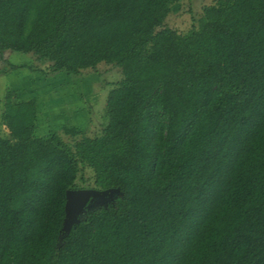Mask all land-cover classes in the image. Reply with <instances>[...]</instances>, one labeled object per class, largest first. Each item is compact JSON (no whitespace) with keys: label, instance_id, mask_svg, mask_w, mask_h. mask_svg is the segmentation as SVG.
I'll list each match as a JSON object with an SVG mask.
<instances>
[{"label":"trees","instance_id":"obj_1","mask_svg":"<svg viewBox=\"0 0 264 264\" xmlns=\"http://www.w3.org/2000/svg\"><path fill=\"white\" fill-rule=\"evenodd\" d=\"M182 1L0 0V75L122 72L73 145L8 90L0 264H264V0H216L186 33L165 25ZM83 188L118 194L66 232Z\"/></svg>","mask_w":264,"mask_h":264},{"label":"rangeland","instance_id":"obj_2","mask_svg":"<svg viewBox=\"0 0 264 264\" xmlns=\"http://www.w3.org/2000/svg\"><path fill=\"white\" fill-rule=\"evenodd\" d=\"M215 1L184 0L179 11L170 13L165 25L186 33L198 25L204 7ZM4 57L15 64L48 66L46 63H40L33 54L7 50ZM121 78V68L107 63H100L95 69H87L76 76L66 73L47 76L27 68L11 71L7 75L1 74L0 136L13 139L2 120L5 98L10 88L17 90L20 100H37L39 136L57 131L64 141L73 145L81 136L68 134L65 127H76L89 135L101 133L105 122V102L108 93ZM87 176H92L90 170ZM104 200L97 198L90 206L88 204L84 206L75 216L79 219L99 205V201L104 203Z\"/></svg>","mask_w":264,"mask_h":264},{"label":"water","instance_id":"obj_3","mask_svg":"<svg viewBox=\"0 0 264 264\" xmlns=\"http://www.w3.org/2000/svg\"><path fill=\"white\" fill-rule=\"evenodd\" d=\"M118 194V190L114 188L106 190H98L94 188L72 189L67 191L66 203V219L64 223V230L68 232L72 225L79 221L75 216L77 212L90 204L96 199L110 200Z\"/></svg>","mask_w":264,"mask_h":264}]
</instances>
